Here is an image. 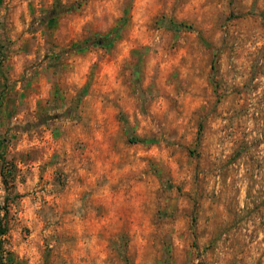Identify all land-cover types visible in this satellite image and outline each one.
Here are the masks:
<instances>
[{
  "label": "rangeland",
  "instance_id": "374dc122",
  "mask_svg": "<svg viewBox=\"0 0 264 264\" xmlns=\"http://www.w3.org/2000/svg\"><path fill=\"white\" fill-rule=\"evenodd\" d=\"M0 264H264V0H0Z\"/></svg>",
  "mask_w": 264,
  "mask_h": 264
},
{
  "label": "trees",
  "instance_id": "16d2710c",
  "mask_svg": "<svg viewBox=\"0 0 264 264\" xmlns=\"http://www.w3.org/2000/svg\"><path fill=\"white\" fill-rule=\"evenodd\" d=\"M6 230V224L4 220L0 218V235L4 234Z\"/></svg>",
  "mask_w": 264,
  "mask_h": 264
}]
</instances>
